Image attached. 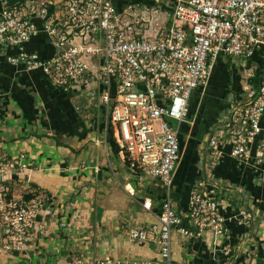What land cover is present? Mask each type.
Instances as JSON below:
<instances>
[{
  "label": "built area",
  "instance_id": "2783aa9c",
  "mask_svg": "<svg viewBox=\"0 0 264 264\" xmlns=\"http://www.w3.org/2000/svg\"><path fill=\"white\" fill-rule=\"evenodd\" d=\"M7 1L0 0V50L14 54L6 62L39 72L64 92L79 90L82 95L86 89L85 106L96 109L102 120V139L94 145H107L110 132L134 183L156 180L165 191L157 224L123 229L128 242L155 245L157 261L103 259L91 264H173L172 233L193 240L210 232L225 241L222 253L230 255V226L251 228L253 210L240 207L224 215L216 198L218 186L205 180L190 190L187 212L181 216L171 203L170 188L191 96L207 86L217 59H237L246 70L255 51L264 48V0H172L170 23L164 27L157 24L160 8H118L117 0H27L14 7ZM39 35L53 51L45 59L25 48ZM250 70L247 80L254 76ZM247 80L241 97H225L221 131L205 141L209 167L221 160L226 146L229 159L264 169V74L257 85ZM200 164L205 166L204 160ZM30 168L24 153L10 157L0 152L4 252L27 255L45 228L40 217L46 196L33 190L15 197L6 179ZM127 193L133 196V191ZM141 207L151 213L153 203L144 198ZM61 264L84 263L73 256Z\"/></svg>",
  "mask_w": 264,
  "mask_h": 264
},
{
  "label": "crops",
  "instance_id": "0c3cea01",
  "mask_svg": "<svg viewBox=\"0 0 264 264\" xmlns=\"http://www.w3.org/2000/svg\"><path fill=\"white\" fill-rule=\"evenodd\" d=\"M118 2L148 10L160 8L157 24L170 23L172 0ZM25 48L42 59L53 52L43 35L31 39ZM12 54V50H0V152L10 157L24 153L31 168L6 179L15 197L21 191L36 190L47 200L40 217L44 231L32 241L28 254L0 249V264H61L73 256L81 257L84 264L103 259L157 261L155 245L132 244L123 229L157 224L155 214L165 198L163 187L148 180L143 188H134L130 172L109 144L94 145L102 139V120L96 109L85 106L82 96L88 93L86 89L79 95V90L71 93L54 88L39 72L9 65L6 56ZM223 60L213 64L207 86L191 96L181 134L190 138L189 149L194 153L175 170L170 200L176 213L184 216L190 190L214 180L221 212L229 215L246 207L255 213V224L249 229L230 226L228 256L222 253L225 241L210 232L193 240L172 233L173 264H256L264 259V169L229 159L226 146L221 160L209 167L203 151L206 139L220 133L228 108L225 97L239 98L243 93L239 76ZM235 68L244 70L239 65ZM251 79L247 84L253 85ZM217 113L221 116L218 121ZM202 160L205 166L200 164ZM144 198L153 203L151 213L141 207Z\"/></svg>",
  "mask_w": 264,
  "mask_h": 264
},
{
  "label": "trees",
  "instance_id": "16d2710c",
  "mask_svg": "<svg viewBox=\"0 0 264 264\" xmlns=\"http://www.w3.org/2000/svg\"><path fill=\"white\" fill-rule=\"evenodd\" d=\"M26 1L27 0H8L7 1V5L9 7L19 6V5H22L23 3H25ZM116 5L118 6V8H122V7H125V6L130 5V4H128L126 2L125 3H121V2L119 3L118 0H117ZM263 55H264V48H262L260 51H255L254 55L246 63V70H250V69L254 68V70H253V75L254 76L251 79L252 80L251 83L253 85H257L259 80H260V78H261V76L264 74V70H263V68H264V56ZM219 59L220 60L221 59L228 60L229 58H222L221 57ZM188 116H189V111H188L187 119H188ZM181 132H183L182 129H181ZM109 135H110L109 141H108L109 147L111 148V150H113L114 154L117 155L118 154V149H117L116 145L112 141L110 132H109ZM181 149H182V137L180 136V152H181ZM29 198H30V195H26L24 197L25 200H28ZM158 213H159V210H158ZM238 228H241V227H238ZM256 264H264V259H263V262L262 261H257Z\"/></svg>",
  "mask_w": 264,
  "mask_h": 264
},
{
  "label": "rangeland",
  "instance_id": "374dc122",
  "mask_svg": "<svg viewBox=\"0 0 264 264\" xmlns=\"http://www.w3.org/2000/svg\"><path fill=\"white\" fill-rule=\"evenodd\" d=\"M223 60V59H222ZM224 61V63H226L227 65L228 64H230V67L231 68H233L232 70H235V74H237L238 76H239V83H240V87L242 88V86H243V84L246 82V80H247V78H245L247 75H248V71H245V70H243V72L242 71H240L238 68H235V66H238L240 63H241V61H239V60H237V59H231V60H223ZM241 69V68H240ZM228 70H229V67H228ZM218 115H217V118L219 117V113H217ZM221 117V116H220ZM220 117L217 119V121L220 119ZM174 125V124H173ZM180 136L182 137V153H181V159H180V162L177 164V167H176V169L175 170H177V168L181 165V162L183 161V162H185L186 161V159L188 158V157H190V155L192 154V153H194V151H191V149H189V145H188V143H190L189 142V140H190V138L189 137H184V135L183 134H180ZM192 141V140H191ZM135 185H137V187H138V189H140V188H143L144 186H146V184H144V183H134V181H133V179L131 180V186H133L134 188H135ZM138 185H140V186H138ZM133 188V189H134ZM21 193V195H23V191H21L20 192ZM137 196H141L140 194H138Z\"/></svg>",
  "mask_w": 264,
  "mask_h": 264
}]
</instances>
